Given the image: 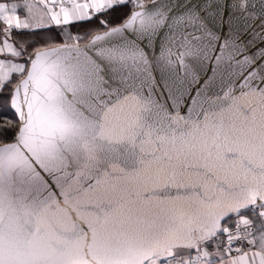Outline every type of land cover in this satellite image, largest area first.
<instances>
[{
  "label": "snow or ice",
  "instance_id": "snow-or-ice-1",
  "mask_svg": "<svg viewBox=\"0 0 264 264\" xmlns=\"http://www.w3.org/2000/svg\"><path fill=\"white\" fill-rule=\"evenodd\" d=\"M0 106V264H264V0H0Z\"/></svg>",
  "mask_w": 264,
  "mask_h": 264
},
{
  "label": "trees",
  "instance_id": "trees-1",
  "mask_svg": "<svg viewBox=\"0 0 264 264\" xmlns=\"http://www.w3.org/2000/svg\"><path fill=\"white\" fill-rule=\"evenodd\" d=\"M127 12V9H117L115 12L112 13L110 19L112 21V23H118L120 18L125 15ZM96 21H92L89 24H78V25H74L72 28L73 33L76 32H83L86 31L90 28H93L96 26ZM54 34V33H53ZM43 33H39L37 34V39H39L41 36H43ZM6 99V97H5ZM4 117H8V118H13V113L6 107V106H0V119L4 118Z\"/></svg>",
  "mask_w": 264,
  "mask_h": 264
},
{
  "label": "crops",
  "instance_id": "crops-1",
  "mask_svg": "<svg viewBox=\"0 0 264 264\" xmlns=\"http://www.w3.org/2000/svg\"><path fill=\"white\" fill-rule=\"evenodd\" d=\"M21 17L23 18V12H21Z\"/></svg>",
  "mask_w": 264,
  "mask_h": 264
}]
</instances>
